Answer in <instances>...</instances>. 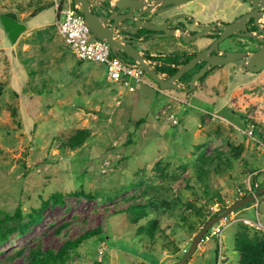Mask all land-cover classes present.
Masks as SVG:
<instances>
[{
  "label": "rangeland",
  "instance_id": "rangeland-1",
  "mask_svg": "<svg viewBox=\"0 0 264 264\" xmlns=\"http://www.w3.org/2000/svg\"><path fill=\"white\" fill-rule=\"evenodd\" d=\"M53 1L0 0V15L13 11L26 26L11 42L0 22V211L21 205L27 215L48 203L37 224L0 244V264H24L19 252L37 243L57 249L97 227L101 234L66 264H175L216 211L264 180V69L217 67L190 94L148 80L129 91L66 44ZM178 10L202 23L239 12L236 0H193ZM40 24L47 25L33 27ZM206 43L154 50L191 52ZM169 112H180L177 125ZM79 132L88 136L70 147ZM134 204L147 206L144 216L126 211ZM246 220L264 227V195L215 223L184 264H238L236 232L264 237Z\"/></svg>",
  "mask_w": 264,
  "mask_h": 264
},
{
  "label": "water",
  "instance_id": "water-1",
  "mask_svg": "<svg viewBox=\"0 0 264 264\" xmlns=\"http://www.w3.org/2000/svg\"><path fill=\"white\" fill-rule=\"evenodd\" d=\"M79 12L83 15L92 36L98 40L105 41L114 55L131 59L136 62L144 73L154 81L160 90H181L191 92L196 87V82L205 72L216 66H223L230 63L242 65L250 73H258L264 69V41L256 52L246 55L243 52H224L222 55L217 51L216 46L223 42L227 37L235 34L253 37L250 33H243L245 23L248 19H253L257 26L258 19L263 13H257L259 9H264V0H245L246 3L253 6V10L236 18L233 22L223 24L213 22L201 25L202 30L190 33L185 30L181 24L169 25L174 17L168 18L161 22L166 16L169 7H178L193 0H101L105 2L107 15L101 12H93L91 9V0H72ZM151 13L157 15L160 22L152 23L143 19V15ZM0 22L7 37L11 42H15L25 25L18 21V16L13 11H8L0 15ZM216 28L213 32L219 37L206 49L197 52L186 63L176 66L177 70L171 76L158 73L154 69V63L148 60L144 53L135 48V43H140L143 36L139 35L141 30L151 32H162L156 37L176 36L184 43L198 41L200 38L209 34V31ZM263 39H264V29ZM213 52V53H212ZM212 53L211 55H209ZM204 61V66L199 72L195 73L186 86L179 85L177 82L183 74L191 70L198 62ZM153 64V66H151ZM261 194H264V187H260L251 194L242 197L229 206L223 207L216 211L198 233L192 239L185 254L175 263L184 264L196 249L197 245L203 240L205 234L212 229L215 223L224 219L232 211L242 208L243 206L254 202Z\"/></svg>",
  "mask_w": 264,
  "mask_h": 264
},
{
  "label": "trees",
  "instance_id": "trees-1",
  "mask_svg": "<svg viewBox=\"0 0 264 264\" xmlns=\"http://www.w3.org/2000/svg\"><path fill=\"white\" fill-rule=\"evenodd\" d=\"M44 8L45 7L40 8L38 12L40 10H43ZM147 59L155 63V71L160 74H165L166 76H171L172 74H174L177 70L176 66H179L181 64V62H179L181 56L178 54H169L158 57L147 56ZM187 60L188 58H185V61ZM143 76L146 81L148 80L158 87V85L154 81H152L145 73H143ZM173 91L183 94H190L194 92L191 91L190 93H187L181 90ZM87 136V133L79 132L76 136L72 137L68 141V145L70 147H79ZM259 136L263 137V134H260ZM202 160L203 163H206V161H204L206 160L205 157L202 158ZM260 187H264V180L260 183L254 182V184L252 185V189L248 191L245 196L251 194L252 191L257 190ZM262 195L264 194H261L260 196ZM51 199L55 203H61L62 195L59 193H55L51 196ZM47 204V202H42L40 208L37 211H34L32 214L27 215L23 212L21 205H18L13 213L0 211V244L4 242L13 232L21 233L25 231L28 226L37 224L40 221L41 213L47 207ZM219 204L220 206L225 205L223 202H219ZM146 207V205L134 204L128 206L126 208V211L130 212L132 215L141 217L146 213ZM26 216L28 218V221L26 223H23L22 221ZM152 226L153 224L151 225V227ZM100 234L101 229L97 227L92 230L84 231L73 239L65 240L57 249L44 248L41 244L37 243L27 249L26 253L19 252L18 255L24 258V264H66L70 253L72 251H75L82 242ZM234 249L239 254L238 264H264V237L252 238L247 235L244 228H241L235 234Z\"/></svg>",
  "mask_w": 264,
  "mask_h": 264
},
{
  "label": "built area",
  "instance_id": "built-area-1",
  "mask_svg": "<svg viewBox=\"0 0 264 264\" xmlns=\"http://www.w3.org/2000/svg\"><path fill=\"white\" fill-rule=\"evenodd\" d=\"M53 2L56 14L60 13L61 17L58 19L59 31L66 44L77 53L80 59L101 64L110 81L116 82L129 91H134L137 85L146 83L144 71L136 62L114 55L105 41L92 36L83 15L72 0H54ZM186 109V105L182 106L180 112ZM180 112L167 113V120L172 125H177L179 122L177 115ZM253 132L254 125H251L248 134L251 135ZM245 223L255 229H264L258 220L255 222L246 220Z\"/></svg>",
  "mask_w": 264,
  "mask_h": 264
},
{
  "label": "flooded vegetation",
  "instance_id": "flooded-vegetation-1",
  "mask_svg": "<svg viewBox=\"0 0 264 264\" xmlns=\"http://www.w3.org/2000/svg\"><path fill=\"white\" fill-rule=\"evenodd\" d=\"M236 4L238 5L239 12L237 15H235L229 21L214 20V21H211L209 23H202L201 21H196L195 19H193V17L189 16V13H186L183 10L174 11L175 8H177V7H169L168 6L167 7L168 8L167 14L163 18V20H161V22H164L168 18L176 15L169 25H171L172 23L173 24H181L185 28V30L189 31L190 33H194L197 31H201L202 30L201 25H203V24H210L213 22L228 24V23L233 22L236 18H238V17L242 16L243 14L248 13L254 9L253 6L251 4L246 3L245 0H236ZM91 9L93 12H101L105 15L108 14L106 7H105V2H102L101 0H91ZM263 12H264V9H259L257 13H263ZM141 18L146 19L152 23L160 22L159 18H157V15L153 16L151 13H147V14L143 15V17H141ZM258 23L259 24L256 26L254 24L253 19H251V18L248 19L247 22L245 23V29L242 30V32L243 33H250L253 35V37L242 36L239 34L231 35V36L227 37L223 42L219 43L216 46L219 54L222 55L224 52H243V53H246V55H249V54H252V53L256 52L257 50H259L260 46L262 45V43L264 41L263 32H262V30L264 29V14L262 15L261 18L258 19ZM215 31H216V28L210 30L208 35L199 39V40H201V39L207 40V43L205 45L201 46L200 48L193 49V50H191V52H187V50L172 51L171 54H178L181 56V59L179 60V62H181L180 65L186 63L192 57H194V55L197 52H200V51L208 48L219 37L218 34L217 35L213 34V32H215ZM160 33H162V32H151L148 30H141L139 35L143 36L141 42H144V43H146V42L151 43V42H154L155 40H161V39L169 38V37H156V35L160 34ZM178 40L182 45H187V44H184L179 38H178ZM226 40L232 41V44L231 45L227 44L224 46V48L221 47V44L224 43ZM193 42H196V41H192L190 43H193ZM139 51L143 52L144 56L146 58H147V56L152 57L151 55L148 54V52H144L142 50H139ZM212 53H210L209 55H211ZM185 55H189V57H187L188 58L187 61H185V58H184ZM204 64H205L204 61L198 62L191 70L185 72L183 74V76L178 80L177 83L179 85L186 86L187 83L192 78V76L195 73L199 72L200 69L204 66ZM230 64L236 65V66L242 68L244 71H247L246 68L242 65H237L234 63H230ZM224 66L225 65L216 66V67L208 69L205 72V74L197 80L196 85H200V80L203 77H205L210 71H212L213 69H215L217 67H224ZM165 77H168V76L165 75Z\"/></svg>",
  "mask_w": 264,
  "mask_h": 264
},
{
  "label": "crops",
  "instance_id": "crops-1",
  "mask_svg": "<svg viewBox=\"0 0 264 264\" xmlns=\"http://www.w3.org/2000/svg\"><path fill=\"white\" fill-rule=\"evenodd\" d=\"M191 2H193V1H190V2H187V3H185V4H183V5H181V6H178V7H185V6H187L189 3H191ZM53 6V8H54V11H55V15H56V9H55V7H54V5H52ZM177 7V8H178ZM184 12H186V13H189L188 11H186V10H183ZM22 23V22H21ZM24 24V23H23ZM47 24H49V23H47ZM47 24H40V25H36V26H33L34 28H40V27H43L44 25H47ZM25 25V24H24ZM25 29H26V26H25ZM164 41H159V40H155L154 42H146V43H144L145 45H151L153 48H152V51H149V50H146V49H144V50H142V51H144V52H148V54L149 55H151L152 57H158V56H165V55H169V54H171V53H168V54H163L162 52H158V51H155L154 49H155V47L154 46H167V45H169V42H175V45L177 46V45H179L180 44V42H178V41H176V40H178V37H177V35L176 36H171V37H169V38H166V39H163ZM170 40V41H169ZM169 41V42H168ZM141 43V42H140ZM154 50V51H153ZM154 63V62H153Z\"/></svg>",
  "mask_w": 264,
  "mask_h": 264
}]
</instances>
